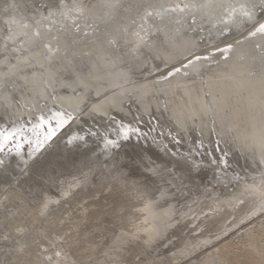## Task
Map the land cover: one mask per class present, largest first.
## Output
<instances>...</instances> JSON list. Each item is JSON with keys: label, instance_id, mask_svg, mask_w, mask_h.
<instances>
[{"label": "bare ground", "instance_id": "1", "mask_svg": "<svg viewBox=\"0 0 264 264\" xmlns=\"http://www.w3.org/2000/svg\"><path fill=\"white\" fill-rule=\"evenodd\" d=\"M55 2H57V0H0V41H5V25L7 23L10 24L9 22L17 19V15L14 17L12 16L14 13L12 14L9 12H16L18 10L22 11L28 8L29 5L35 6L41 3L45 6L51 5ZM161 4L163 5L164 3ZM216 5L217 4H215V6ZM242 5L244 4L242 3ZM164 6L166 5L164 4ZM149 9L151 8L149 7L148 10ZM236 9L238 8L236 7ZM145 11H147L146 8ZM258 11L259 13L261 12L259 14V16L261 17L260 20H258V22L255 23V26H252L253 28L251 30L249 29L246 34L238 37L241 39L247 34H250L251 36L248 40L252 42L253 46H256L257 44L262 45V43L264 42V31L260 30V26L264 24V10ZM163 12L160 13L163 14ZM234 12L236 11L234 10ZM184 13L189 14L190 12ZM217 13L220 12L218 11ZM193 14L195 13H192V15ZM9 16L12 17L9 18ZM205 17H207L206 14ZM196 18L197 17H195V20ZM247 19L248 18H246V16L245 18L243 17L240 19L236 17H229L227 19L224 18V20H220L219 23L217 22V25L210 27H206L203 24H199L197 21H193V25L191 26L193 32L186 38H188V40H191L193 38L202 40L204 39V37L214 36V41H222L227 36L229 37L231 35H236L241 29L245 28V26L247 25ZM52 20L55 19L52 18ZM16 24L14 23L13 25L15 26ZM188 25L186 26L189 27ZM17 26L19 27L18 24ZM24 28L20 27L21 30ZM12 33H14V31ZM146 37H150L152 39L153 35H151V30L144 29L143 27L135 29L129 37V40H131V44H129L127 47L132 50L136 47H140L142 44H146ZM186 38H182L183 41ZM111 39L109 41H111ZM30 40L33 41L32 39ZM120 40L121 39H119V41ZM89 41H92V39ZM93 41L96 42V40ZM157 42L158 44H161L159 43V41ZM79 45L81 46V44ZM241 45L242 43L235 45V42H226L214 47L212 50L221 49V56L231 55L232 51L238 54V52L236 51H238V48H240ZM125 47H123V49ZM182 47L183 46H181V49ZM154 48L156 50V53L155 55H152L153 58H155L156 56L161 57L162 47L160 48V46L155 45ZM214 53L217 52H213L211 54ZM203 54L204 56H197V58L189 63L188 66L190 65V68L196 69L202 67V63L212 62L216 59V57H212L210 53H207L208 56L205 55V52ZM178 56L179 55H177V57ZM172 58V56L167 55V60L171 61L173 60ZM245 60L246 61L242 62L243 65L247 64L249 66V64L252 63L251 60ZM58 62L59 61H57V63ZM257 62L260 64V66L264 67V57H262V59ZM227 63L229 64V68L237 67L234 65L236 64L234 60L231 62L229 60ZM165 64L166 63L163 61L160 64H157V66L165 67ZM181 69L185 70L183 67H181ZM177 71L178 70L174 69L171 75L177 74ZM74 72L76 73L77 71L74 70ZM47 73L49 72L47 71ZM79 73L80 72H78V74ZM75 77L73 76V78ZM241 77L243 76L240 75L239 72L236 73V76H231V78L235 79L231 80V83L229 82V87L235 86L234 90L239 91L247 89V97L254 99L250 100L251 111L249 113L250 116L248 119L252 128L248 135L251 137V141L259 143V145L261 144L264 147V113L260 114V111L263 110L264 112V78L248 76L249 78H246L244 80L245 77ZM238 78L241 79L237 81ZM45 81L42 82L44 83V85L43 89H41L43 92L41 94L47 95L48 93L50 97L48 102L43 105L38 103L33 107L32 110H28L23 102L24 106L22 105V120L8 118L9 121L11 119V122H0V131H3L5 133H19L20 128L25 127L26 125L32 124L34 126V128L32 126L33 131L30 132V134L29 132L21 131V133L24 132L26 140L30 142L26 147L22 146L23 144L20 141L21 138L20 136H17L18 140L16 141L17 146L15 147V152L0 151V161H3V164H0V217L2 218L0 219V264H47L48 262L46 263V257L49 255L51 256V252L53 251L56 252L57 257H59L60 255L65 256L64 261H61L62 256L59 257L61 258L60 261L57 260L56 262L55 259H53L52 262L54 264H176L180 260L196 252L199 248L217 242L219 239L226 236L229 232L233 231L243 224H246L258 213L264 210V199H262L261 197V186L262 181H264L263 147L259 148V152H261V155L259 154V156L261 157V163H259V161L255 158L252 159V164L255 167H252L251 165L248 166L244 163V168H249V171L247 172L241 171L238 168L231 167L229 165L231 163V159H226L224 157L220 158V160L224 164L216 163V165L213 164L211 166L203 164L200 166L193 162L194 159L198 156L193 155L189 152L187 156H182L183 154L178 152L176 147H173L169 144V137H171L170 135L173 134V130L179 132V128H184V122H182L176 116L173 117L169 115V108L164 106L165 102L163 101L161 102V106H164V108L160 106L156 111L159 115H161V117L165 113H167L168 117L164 118V121L159 119L156 121L153 120V116L151 114H153L154 111L150 107V101L147 99V97H145L147 89L146 87H144V85L141 87V95L139 101L141 110L135 106L132 108H124L120 104L121 106L119 105L118 108L121 113H117L118 116H115L114 114H110L109 111H106L102 107H97L96 110L106 113V117L103 119L102 117L98 119V116L92 115V113H90L93 119L85 120L84 118H81V116H83V114L87 112V110L82 111V107L80 106L83 100V96L75 97V95L73 97H70V92L69 96L63 95V97H56L54 99L55 95L57 96V93L59 91L55 92V88H48V83L46 84ZM213 81L209 82L208 85V89L211 93L212 86H215V81ZM73 84H75L74 81ZM73 84L71 82V85ZM178 84L179 82H175L173 88H177ZM67 85L69 86L70 84L68 83ZM220 89H222L223 92L228 93V85L220 84ZM171 90L173 91V89ZM186 91L189 95L192 94V90L188 89ZM203 94L207 101L206 94ZM139 111H142L143 113L141 114V112ZM225 111H228V113L226 112L228 115L231 114L230 107H225L224 111L221 113V115H223V119H225ZM73 116H76L77 119H74L54 139V147L56 146L58 150L56 151V153L51 155V159L45 165V167L41 168V170L38 171V180L35 183L34 187L32 186L33 190H30L28 193H26L21 187L11 186L10 183L12 175L20 173L26 166H28L32 158L37 154V151L39 150L37 147L40 144H49L50 139L55 137L57 133H59L60 130L73 119ZM128 116H131V118H129ZM41 117H43L45 121L43 126H41ZM27 118H29L32 123H27ZM217 120L219 119L215 118L214 120V118L212 117V122L214 123L212 124L214 125V132L216 133L215 136L212 134L213 130L205 134L203 132L204 129L202 128V126L199 125L198 130L200 132V137H198V139L200 138L203 141V143H201L199 153L200 158L205 160L206 162L209 160L214 161V159L215 161H217L218 157L216 156V152H214L215 148L210 147V143H217L219 146V134H223V132L227 134L230 129V126L226 127L225 129L218 128L219 121ZM61 121L67 122L63 125V127H57L58 123ZM140 121L145 123L146 127L148 128L146 129V127L144 126L147 134L151 135L153 138L158 137L159 140L155 139L150 142V145L145 144V146L140 143L141 146L139 153L141 155H145L146 157H148V159L150 157L153 158V156H157L164 163H168V166H174L175 164H178L179 166H184V168L189 171L188 174L184 171H181L185 173V176L187 175L188 179L186 180V182H188V184L186 185L185 183H183L185 185L182 184L181 187H177L178 191L176 193V203L171 202L174 199L167 200L164 198L163 200H160L159 197L157 198V196H155L156 192L159 191L157 187L154 188L148 183H143L133 176H128L127 174L123 175L122 172H118L117 170L114 172L109 170V172L107 173L103 170L97 172V168L99 167L100 163H102L107 157L112 155L115 147H118L119 145L117 142H114L113 139H116V141H120L122 143L126 140L124 138L125 133H127L128 139H132V137L138 136H147V134L140 133L143 132V127H140ZM46 122H51L52 127L56 129V134L54 136H50V131ZM94 124L98 125V129L102 130V132L100 133V140L97 141L98 143L92 145L90 143H87V133L88 131H90L88 128H92ZM71 127H73V129H71ZM139 127L141 128L140 130H138ZM232 127L235 128L234 125H232ZM196 129L197 128H195V130ZM66 130H68L69 132L66 133V139L62 140L61 137H65V135L63 134ZM49 136L50 138H48ZM179 136L183 140L182 135L179 134ZM237 136L239 138L238 134ZM132 142L139 143V141ZM239 142H241L240 138ZM206 143L208 144V147L205 145ZM188 145L192 147V141H189ZM146 148H149V150H147ZM173 149L174 152L171 151ZM206 149H209V154L208 152H206V154L201 153L203 150L207 151ZM227 151L229 150L227 149ZM189 159H191V161ZM147 163L150 162L147 161ZM161 166L158 165L157 167ZM196 166L199 167V170L197 169L198 171H201L202 167L204 166L213 168L215 170L214 174L216 175L214 176L211 170H209L211 174L210 180L206 184L207 186H199L200 182H197V179H194V177L196 176L195 172H193L192 170L194 168H197ZM100 167H102V164ZM151 169H153V167ZM235 169L239 172H237ZM99 174L100 177L96 178L95 176H99ZM9 203H12L13 205ZM246 242V244L239 248L225 243L221 245L217 250H215V254H217L219 260L221 261V264H264V231L252 232L248 236ZM63 251L65 252V254L63 253ZM212 256H214V252L210 257ZM54 257L52 256L51 259Z\"/></svg>", "mask_w": 264, "mask_h": 264}, {"label": "rangeland", "instance_id": "2", "mask_svg": "<svg viewBox=\"0 0 264 264\" xmlns=\"http://www.w3.org/2000/svg\"><path fill=\"white\" fill-rule=\"evenodd\" d=\"M254 1L255 0H145L144 2V0H57V2L51 5L44 6L43 4L39 3L35 6L29 5L28 8L22 11L18 10L16 12H9L12 14L14 13L12 15L14 17L17 15V19L9 22L10 24L7 23V26L5 25V41H0V122L9 123L11 122V119L22 120L23 102L28 110H32L33 107L38 103L43 105L48 102V100L50 99L48 93L47 95L41 94L43 93L41 89H43L44 85V83L42 82H44L46 79L47 80L45 82L46 84L48 83V88H55V92L59 91L57 93V96L55 95L54 99L56 97H63V95L69 96L70 92V97H73L75 95V97L83 96V100L80 106L82 107V111L87 110V112H85V114L81 116V118H84L85 120L93 119L92 115L98 116V119L101 117L102 119L106 117V113L96 110L97 107H102L106 111H109L110 114H114L115 116H118L117 113H121L118 108L120 104L124 108H132L135 106L140 109L141 106L139 101L141 95V87L144 85V87H146L147 89L145 97H147V99L150 101V107L154 111L153 114H151L153 116V120L156 121L159 119L164 121V118L168 117L167 113H165L161 117V115H159L156 111L158 107L161 106V102L163 101L165 102L164 106L169 108L168 114L173 117L176 116L178 117V119L184 122V128H179V132L173 130V134L170 135L171 137H169L170 139L168 141L171 146L176 147L177 151L183 154L182 156H187L189 153L198 156L194 159L193 162L200 166L203 164L208 166H211L213 164L216 165V163H222L220 158H230L231 163L229 165L231 167L238 168L241 171L247 172L249 171V168H244V163L248 166L251 165L252 167H255L252 164L253 158L257 159L259 163H261V157L259 156V154L261 155V152H259V148L263 147V145H259V143L251 141V137L248 135L252 128L248 119L250 116L249 113L251 111L250 100L254 99L247 97V89L240 91L234 90L235 86L229 87V85L231 83V80L235 79L231 78V76H236L237 72L245 77L244 80L246 78H249L248 76L264 78V67L260 66V64L257 62L260 61L262 57H264V42L262 43V45L257 44L256 46H253L252 42L248 40L250 39V34H247L241 39L238 38L246 34L249 29L251 30L255 26V23L258 22V20H260L261 18L259 16L261 12L259 13L258 10H264V0H257L258 2ZM161 3H164L166 6H164V4L162 5ZM242 3L244 5H242ZM215 4L217 5L215 6ZM159 6H161L162 8ZM149 7L151 9L148 10ZM236 7L238 9H236ZM145 8L147 11H145ZM157 9H159L160 11ZM248 9L251 11H249ZM234 10L236 12H234ZM216 11H219L220 13H217ZM160 12H163L165 16ZM184 12L190 13L188 14ZM192 13L195 14L192 15ZM245 13H247V15H245ZM55 14L57 17L55 16ZM205 14L207 17H205ZM180 15L183 16L184 19ZM12 16H9V18H11ZM173 16H175L176 18ZM245 16L246 18H248L246 20L247 25L245 26V28L241 29L236 35H231L229 37L227 36L222 41H214V36L204 37V39L202 40H198L196 38L188 40V38H186L193 32V29H191L193 21H197L199 24L210 27L217 25L220 20H224V18L227 19L229 17H236L240 19L243 17L245 18ZM195 17H197L196 20ZM52 18L55 20H52ZM123 19L126 20L124 21ZM14 23H17L19 27L17 26V24L14 26ZM186 25H188L189 27H187ZM20 27L25 28L21 30ZM139 27L151 30V35H153L154 38L152 37L151 39L150 37H146V44H142L144 46L141 45V48L136 47L131 50L127 47L129 44H131V40H129V37L131 36L132 32ZM10 29L13 30L14 33H12L13 31H11ZM184 37L186 39H184L183 41L182 38ZM30 39H32L33 41H31ZM91 39L92 41H89ZM110 39L112 42L109 41ZM119 39L121 40L119 41ZM93 40H96V42ZM157 41H159V43L161 44H158ZM226 42H235V45L242 43L241 47L238 48V51H236L238 52V54L232 51L231 55L221 56V49L212 50L214 47ZM79 44H81V46ZM155 45L160 46V48L162 47L161 57L154 56L155 58H153L152 55H155L156 53V50L154 48ZM181 46H183L182 49ZM123 47L125 48L123 49ZM204 52L206 53L205 55H207V53H210V55L212 57H216V59L212 62L202 63V67L200 68H190V65L188 66V64L194 61L197 56H204ZM213 52L217 53L211 54ZM167 55L172 56L173 60H167ZM177 55H179L180 57H177ZM245 59L251 60L253 64L251 63L249 64V66L247 64L243 65L242 62L246 61ZM229 60L230 62L234 60L236 62V64L234 65L237 67L229 68V64L227 63ZM57 61L59 62L57 63ZM163 61L166 63V66L164 65L165 67L157 66V64H160ZM71 62H74L76 66ZM181 67H183L185 70H182ZM174 69L178 70L177 74L171 75ZM74 70L77 72L75 73ZM47 71L49 73H47ZM78 72L80 73L78 74ZM73 76H76V79L73 78ZM241 78H238L237 81H239ZM73 81L75 84H73ZM211 81L215 83V86H212L211 88L212 93L208 89L209 82ZM71 82L74 86L71 85ZM175 82H179L177 88H173ZM68 83L70 84L69 86L67 85ZM220 84L228 85V93H225L222 91V89H220ZM171 89H173V91ZM188 89L192 90L191 95L187 93L186 90ZM203 93L206 94L207 101ZM114 98L117 100H115ZM164 106L161 107L164 108ZM225 107H230L231 114L228 115V111H225V119H223V115H221V113L224 111ZM139 112H141V114L143 113L142 111ZM90 113H92V115H90ZM263 113V110L260 111V114ZM128 117L131 118V116ZM212 117L214 118V120L215 118L219 119L217 120L219 121L218 128L225 129L226 127L230 126V129L227 134L225 132H223V134H219L218 139L220 147L217 143H210V147L215 148L214 152H216V156L218 157L217 161H215L214 159V161L209 160L206 162L205 160L200 158L199 150L203 141L200 138L198 139V137H200V132L198 129L199 125H201L204 129L203 132L205 134L213 130L212 134L215 136L216 133L214 132V123L212 122ZM8 118H11L10 121ZM74 119H77L76 116H73V119L67 125H65L55 137L50 139L49 144H40L37 147L39 149V152L37 151V154L32 158L30 164L26 166L20 173L12 175L10 183L11 186L21 187L26 193H28L30 190H33V187L38 180V171L41 170V168L45 167V165L50 161L51 155L56 153V151L58 150L56 146L54 147V139ZM26 121L27 123H32L29 118H27ZM140 124V127H143V132L140 133L147 134V131L144 129L146 127L145 123L140 121ZM232 125H234L235 128H233ZM32 126L33 125L30 124L20 128V134L16 132V136L11 142L7 143L8 145H5L3 152H15V147L17 146L16 141L18 140L17 136H20L21 139H19L23 144L22 146L26 147L30 142L26 140L24 132L21 133V131L29 132L30 134V132L33 131ZM140 127L138 128V130L141 129ZM195 128L197 129L195 130ZM71 129H73V127H71ZM88 129L90 131H88L87 133V143H90L92 145L98 143L97 141H99L101 138L100 133L102 132V130L98 129V125L96 124H94L92 128ZM146 129L148 128L146 127ZM68 132V130L64 132L63 135H65V137L62 135V140L66 139V133ZM179 134L182 135L183 140L180 138ZM237 134L239 135L241 142H239ZM155 139L159 140L158 137L153 138L149 134H147V136L132 137V139L127 138L122 143L120 141H116V139H113V141L117 142L119 145L118 147H115L112 155H110L102 163H100L99 167L97 168V172L103 170L107 173L109 172V170L113 172L117 170L118 172H122L123 175L127 174L128 176H133L143 183H148L154 188L157 187L159 191L156 192L155 196H157V198L159 197L160 200H163L164 198L167 200L174 199L171 202L176 203L175 199L177 197V187H181L183 183H185L186 185L188 184V182H186L188 178L187 175L185 176L184 172L188 174L189 171L186 170L184 166H179L178 164H175L174 166H168V163H164L157 156H153V158L150 157L148 159V157L139 153L141 144L144 146L145 144L150 145V142ZM132 141H139V143H133ZM189 141H192V147L188 145ZM205 145L208 147L207 143ZM146 149L149 150V148ZM227 149L229 151H227ZM204 150L201 153L206 154V152H208L209 154V149H206L207 151ZM171 151L174 152V149ZM113 155L115 156V159ZM189 160L191 161V159ZM147 161L150 163H147ZM101 164L102 167H100ZM158 165L162 166L157 167ZM152 167L153 169L159 168L160 170L154 169L153 172V169H151ZM197 169L199 170V167L194 168L192 171L195 172L196 177H194V179H197V182H200L199 186H203L208 183V181L210 180L211 172L213 176L216 175L214 174L215 170L210 167L204 166L202 167L201 171H198ZM209 170H211V172ZM152 174L154 175V177ZM95 177L99 178L100 174L99 176L96 175ZM171 193L174 194L172 195ZM167 195L170 197H168ZM171 196H173L174 198ZM0 219L2 218L0 217ZM254 231H264V210L258 213L246 224H243L233 231L229 232L226 236L219 239L217 242L199 248L196 252L180 260L176 264H221V261L219 260L217 254H215V250H217L221 245L225 243L231 244L232 246L237 248L242 247L247 243L246 240L248 239V236ZM213 252L214 256L210 257ZM63 253L65 254L64 251ZM56 255V252H51V256H47L48 258L50 257V260L46 257V263L48 262L47 264H50L51 262V264H54L52 262L53 259H55L56 262L57 260L60 261L61 258V261L65 260L64 255H58L59 257L62 256L61 258L57 257ZM52 256L55 257L51 259Z\"/></svg>", "mask_w": 264, "mask_h": 264}, {"label": "snow or ice", "instance_id": "3", "mask_svg": "<svg viewBox=\"0 0 264 264\" xmlns=\"http://www.w3.org/2000/svg\"><path fill=\"white\" fill-rule=\"evenodd\" d=\"M245 15H247V13H245ZM260 30L264 31V24H262L260 26ZM57 115H62V114H57ZM41 121H42L41 126H43V124L45 123L43 117H41ZM66 122L67 121H61V122H59L58 125H57V127H63V125ZM46 123H47L48 129L50 131V136H54L56 134V129L52 127L51 122H46ZM15 136H16V132H8V133H5L3 131H0V151H3L6 143L11 142L14 139ZM50 136L48 138H50ZM124 138L127 139V133H125ZM0 164H3V161H0ZM261 197H262V199H264V181H262V186H261Z\"/></svg>", "mask_w": 264, "mask_h": 264}]
</instances>
